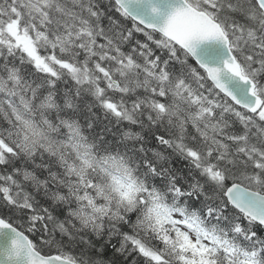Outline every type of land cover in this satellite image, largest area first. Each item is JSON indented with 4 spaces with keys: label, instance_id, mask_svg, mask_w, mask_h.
<instances>
[{
    "label": "snow or ice",
    "instance_id": "snow-or-ice-1",
    "mask_svg": "<svg viewBox=\"0 0 264 264\" xmlns=\"http://www.w3.org/2000/svg\"><path fill=\"white\" fill-rule=\"evenodd\" d=\"M0 264H264V0H0Z\"/></svg>",
    "mask_w": 264,
    "mask_h": 264
}]
</instances>
